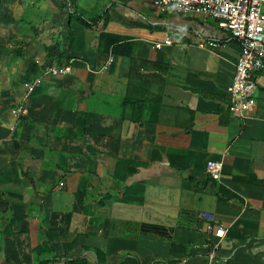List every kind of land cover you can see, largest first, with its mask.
Masks as SVG:
<instances>
[{"label":"crops","instance_id":"obj_1","mask_svg":"<svg viewBox=\"0 0 264 264\" xmlns=\"http://www.w3.org/2000/svg\"><path fill=\"white\" fill-rule=\"evenodd\" d=\"M240 51L155 0H0V264H264V69L231 113Z\"/></svg>","mask_w":264,"mask_h":264},{"label":"built area","instance_id":"obj_2","mask_svg":"<svg viewBox=\"0 0 264 264\" xmlns=\"http://www.w3.org/2000/svg\"><path fill=\"white\" fill-rule=\"evenodd\" d=\"M159 7L172 6L177 13L203 14L218 20L219 26L230 32L241 47L236 63L235 76L232 84L227 88L230 95L229 111L243 116L253 104L254 83L253 75L264 69V0H155ZM167 39L165 44H171ZM156 47L160 48L161 44ZM45 71L54 75H66L71 72L68 64L46 66ZM40 78L26 84V93L19 105L11 110L15 118L27 113L26 102L34 87L40 85ZM223 170V163L210 161L206 164L207 174L214 180H219ZM209 223L208 231H214L218 238H223L225 230L220 225H214L213 214H202ZM208 264H235L218 260L211 254Z\"/></svg>","mask_w":264,"mask_h":264},{"label":"trees","instance_id":"obj_3","mask_svg":"<svg viewBox=\"0 0 264 264\" xmlns=\"http://www.w3.org/2000/svg\"><path fill=\"white\" fill-rule=\"evenodd\" d=\"M78 20L80 21L81 24H83L84 26H89L87 21L81 16L78 18ZM117 38L116 37H111L108 34H103L101 33L99 35V46H98V50L102 53H106L109 52L110 47H112V52L115 53L118 51V49L116 48L117 46ZM16 55H19V52H21V50L17 49L16 51ZM33 65V62H31ZM131 105H133V102H131ZM12 233V231H8V230H4V229H0V235H5V234H9Z\"/></svg>","mask_w":264,"mask_h":264},{"label":"bare ground","instance_id":"obj_4","mask_svg":"<svg viewBox=\"0 0 264 264\" xmlns=\"http://www.w3.org/2000/svg\"><path fill=\"white\" fill-rule=\"evenodd\" d=\"M223 191V190H222Z\"/></svg>","mask_w":264,"mask_h":264}]
</instances>
